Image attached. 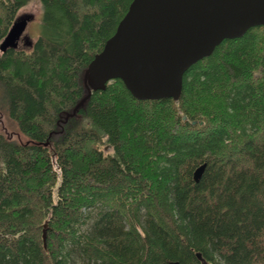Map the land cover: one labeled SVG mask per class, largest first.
<instances>
[{
    "label": "trees",
    "instance_id": "obj_1",
    "mask_svg": "<svg viewBox=\"0 0 264 264\" xmlns=\"http://www.w3.org/2000/svg\"><path fill=\"white\" fill-rule=\"evenodd\" d=\"M30 1L0 0V45ZM38 1L42 33L0 48V264H264V26L177 100L116 78L77 105L132 0Z\"/></svg>",
    "mask_w": 264,
    "mask_h": 264
},
{
    "label": "water",
    "instance_id": "obj_2",
    "mask_svg": "<svg viewBox=\"0 0 264 264\" xmlns=\"http://www.w3.org/2000/svg\"><path fill=\"white\" fill-rule=\"evenodd\" d=\"M256 25L264 26V0H132L115 32L90 61L84 78L88 93L77 105L116 78L138 99L177 100L191 65L224 39L241 37ZM23 26L18 18L0 48L16 45ZM205 167L206 162L195 168V181ZM46 235L44 223L45 246Z\"/></svg>",
    "mask_w": 264,
    "mask_h": 264
},
{
    "label": "rangeland",
    "instance_id": "obj_3",
    "mask_svg": "<svg viewBox=\"0 0 264 264\" xmlns=\"http://www.w3.org/2000/svg\"><path fill=\"white\" fill-rule=\"evenodd\" d=\"M18 18L25 22V26L22 28L23 36L18 37L17 42L19 40V45L26 48L42 33L43 9L41 3L38 0H31L19 10ZM1 114L4 123L0 125H5L8 130L17 132V125L8 117L7 113L4 111Z\"/></svg>",
    "mask_w": 264,
    "mask_h": 264
},
{
    "label": "bare ground",
    "instance_id": "obj_4",
    "mask_svg": "<svg viewBox=\"0 0 264 264\" xmlns=\"http://www.w3.org/2000/svg\"><path fill=\"white\" fill-rule=\"evenodd\" d=\"M42 237H43V234H42ZM43 241H44V238H43Z\"/></svg>",
    "mask_w": 264,
    "mask_h": 264
}]
</instances>
